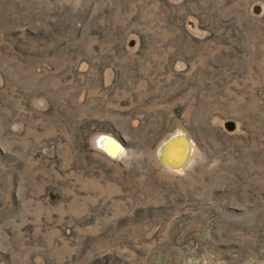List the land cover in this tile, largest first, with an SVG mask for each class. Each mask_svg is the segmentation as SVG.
Returning a JSON list of instances; mask_svg holds the SVG:
<instances>
[{"label": "rangeland", "instance_id": "rangeland-1", "mask_svg": "<svg viewBox=\"0 0 264 264\" xmlns=\"http://www.w3.org/2000/svg\"><path fill=\"white\" fill-rule=\"evenodd\" d=\"M0 264H264V0H0Z\"/></svg>", "mask_w": 264, "mask_h": 264}, {"label": "bare ground", "instance_id": "bare-ground-1", "mask_svg": "<svg viewBox=\"0 0 264 264\" xmlns=\"http://www.w3.org/2000/svg\"><path fill=\"white\" fill-rule=\"evenodd\" d=\"M99 143L103 147H105V149H107L109 153H113V149L116 148L113 143L105 140L103 141V139L99 140L98 144ZM190 147L191 146H189V144L180 140V138L178 137L171 138L167 142H165L163 148L160 151V155L165 166L171 169H179L184 166L189 160L192 152Z\"/></svg>", "mask_w": 264, "mask_h": 264}]
</instances>
